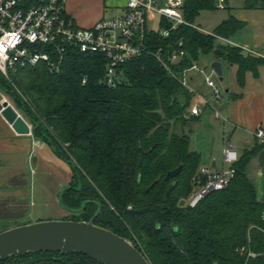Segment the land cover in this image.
<instances>
[{"label":"trees","instance_id":"obj_1","mask_svg":"<svg viewBox=\"0 0 264 264\" xmlns=\"http://www.w3.org/2000/svg\"><path fill=\"white\" fill-rule=\"evenodd\" d=\"M218 1L185 0L186 22L194 26L202 12L217 11ZM245 8L264 10V0H245ZM244 27L232 16L212 34L182 25L168 39L151 34L149 49L162 50L166 58L182 41L188 55L173 67L176 73L214 54L238 67L243 87L247 73L258 76L264 58L220 39L229 41ZM105 66L102 55L70 51L59 73L45 65L18 68L9 78L0 72L1 93L30 124L34 139L71 168L61 202L71 210L87 204L85 216L72 221L93 222L133 242L151 264H264V203L247 174L264 144L239 157L226 190L196 208L181 206L198 188L202 161L190 150L189 136L176 131L178 124L195 119L185 118L193 95L152 55L123 65L125 82L117 88L100 83ZM180 166L179 176L166 182ZM0 264L100 263L84 255L42 252Z\"/></svg>","mask_w":264,"mask_h":264},{"label":"built area","instance_id":"obj_2","mask_svg":"<svg viewBox=\"0 0 264 264\" xmlns=\"http://www.w3.org/2000/svg\"><path fill=\"white\" fill-rule=\"evenodd\" d=\"M184 6L185 0H128L123 15L103 19L90 28H82L67 14L66 0H0V72L9 78L18 68L45 65L51 73H59L68 52L78 51L102 55L106 66L100 83L108 88H117L125 82L123 65L135 58L152 55L197 101L188 109L185 118L200 117L210 102L193 88L191 74L202 76L212 99L222 102L223 91L214 80L216 71L212 68L209 72L194 62L176 73L173 67L178 66L188 55L182 41L166 58L162 50L154 53L149 49L148 37L151 34L168 39L171 32L182 25L200 30L196 25L186 22ZM216 7L226 10V2L219 0ZM151 15L156 17V29L148 27ZM220 40L229 44L227 40ZM241 49L245 55L264 58V55L253 50ZM86 82L85 78L83 84ZM254 137L264 143V127H258ZM223 159L228 168L222 171L210 167L200 170L198 188L190 198L184 200L185 205L196 208L207 196L229 187L236 173L234 165L239 161V154L232 143L223 150Z\"/></svg>","mask_w":264,"mask_h":264},{"label":"crops","instance_id":"obj_3","mask_svg":"<svg viewBox=\"0 0 264 264\" xmlns=\"http://www.w3.org/2000/svg\"><path fill=\"white\" fill-rule=\"evenodd\" d=\"M230 1L233 0L226 3L228 15L215 25L213 32L232 16L243 22L245 27L229 40V44L264 55V10H249L245 8V4L231 7ZM127 2L128 0H119L110 9L117 10L120 13L118 16H121ZM66 11L75 24L82 28H90L107 19L105 8L100 10L99 18L92 20L88 14L83 13L81 5L76 6L75 1L68 3L66 0ZM211 62H220L223 70L222 82L227 78L224 100H213L203 77L192 73L191 85L198 93L206 96L210 106L203 115L189 121L185 126L182 125L179 132L176 128V131L178 134H187L185 128L190 122L198 125L207 112L214 113L217 119H223L225 135L240 157L253 150L257 144H264L254 137V131L260 126L264 127V66L259 67L257 77L253 73H247L245 85L241 87L237 78V66H231L223 60L218 61L215 56ZM4 98L0 91V104L5 101ZM195 103L197 101L193 100L192 105ZM23 120L30 129L29 133L18 131L9 125L0 113V228L17 220H25L24 225L63 220L59 216L68 212L61 205L60 194L71 181V168L57 157L50 146L34 139L30 124L25 118ZM187 135L190 139V150L199 153L203 160V154L193 149L192 134ZM226 147L227 144L223 146L222 156L214 155L209 160L206 159L207 163L200 170L214 166L217 171L228 168L223 159V150ZM247 174L257 187L259 201L264 203V149L249 163Z\"/></svg>","mask_w":264,"mask_h":264},{"label":"water","instance_id":"obj_4","mask_svg":"<svg viewBox=\"0 0 264 264\" xmlns=\"http://www.w3.org/2000/svg\"><path fill=\"white\" fill-rule=\"evenodd\" d=\"M212 68L222 81L221 63L214 62ZM0 113L18 131L30 132L22 116L10 102L5 100L0 104ZM182 169L183 166H180L169 172L165 181L170 182L178 177ZM181 203L185 205V201ZM42 252L84 255L100 264H151L132 242L93 222L46 221L0 233V261Z\"/></svg>","mask_w":264,"mask_h":264},{"label":"rangeland","instance_id":"obj_5","mask_svg":"<svg viewBox=\"0 0 264 264\" xmlns=\"http://www.w3.org/2000/svg\"><path fill=\"white\" fill-rule=\"evenodd\" d=\"M75 1L76 6H82L83 13L88 14L90 18L97 19L101 16L100 10L105 8L106 18H113L118 16L120 13L115 9H110V7L114 6L119 2V0H73ZM72 0H67L68 3L73 2ZM244 0H233L230 1V6L238 7L244 5ZM228 15V10L226 6V10H217L214 12H202L200 17L196 20L195 25L204 33H212L215 25L220 23L223 17ZM149 24L148 27L151 29H156V18L151 15L148 18ZM80 27V26H79ZM231 45V44H230ZM214 54L209 55H202L198 61L200 66L207 69L209 72L212 71V59H214ZM226 68V66H224ZM218 87L225 92V86L227 84V78L225 82L220 81V77L217 75L214 77ZM225 85V86H224ZM225 95V94H224ZM4 96V95H3ZM5 100L10 102L13 106V101L4 96ZM20 113V112H19ZM20 115L24 118V116L20 113ZM182 124H178V132L181 130ZM192 130V132H190ZM185 133L191 135L193 137V149L203 154V160L200 167H203L206 159H210L214 155H221L222 156V149L225 144H229V140L225 135L224 131V122L223 119H217L214 113L207 112L200 124H196L195 122H190L187 127L185 128ZM207 163V162H206ZM72 173V172H71ZM69 187V184L64 188L61 194ZM61 194H60V202H61ZM182 202V201H181ZM61 205L63 206L62 202ZM86 203L82 202L79 205V208L71 210L67 209V213L59 216L64 221H72V220H80L82 217L85 216L87 212H84L86 208ZM181 206H184V203H180ZM54 221V220H49ZM55 221H62V220H55ZM25 220H17L14 222H10L9 224H5L1 226L0 232H5L12 228L25 226ZM46 222V221H43ZM129 241V240H128ZM131 242V241H130ZM133 243V242H132Z\"/></svg>","mask_w":264,"mask_h":264}]
</instances>
